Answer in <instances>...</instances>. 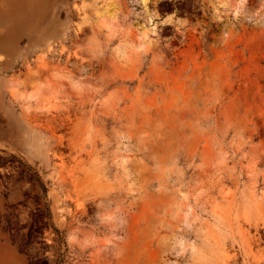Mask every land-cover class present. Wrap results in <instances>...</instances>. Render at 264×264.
<instances>
[{"label": "rangeland", "instance_id": "rangeland-1", "mask_svg": "<svg viewBox=\"0 0 264 264\" xmlns=\"http://www.w3.org/2000/svg\"><path fill=\"white\" fill-rule=\"evenodd\" d=\"M248 3L0 0L4 264H264V219L249 217L264 199V0ZM95 4L108 22L80 20ZM94 160L110 185L80 198ZM222 198L232 235L212 252Z\"/></svg>", "mask_w": 264, "mask_h": 264}, {"label": "bare ground", "instance_id": "bare-ground-1", "mask_svg": "<svg viewBox=\"0 0 264 264\" xmlns=\"http://www.w3.org/2000/svg\"><path fill=\"white\" fill-rule=\"evenodd\" d=\"M144 5L148 8L150 7V0H142ZM211 2V4L213 5L214 9L220 14V15H227L229 16L230 14H234V12H238V10H244L246 9L248 3V0H209ZM94 2V1H93ZM96 2V1H95ZM84 6V5H83ZM115 6V5H113ZM112 6V7H113ZM145 7V8H146ZM82 8V7H81ZM116 8V7H115ZM114 9V8H113ZM110 10V9H109ZM151 10V9H150ZM112 14V13H110ZM80 20L82 22H85L90 16L96 17L98 16L101 22H106L110 17V15H108V13H106L105 11H103L102 6H97V4H95L93 11L90 12V10H87L85 7L82 8L81 11V15H80ZM110 21V20H109ZM108 22V21H107ZM225 30V29H224ZM227 30V29H226ZM230 30H228L225 34L228 35V32ZM91 33V32H90ZM89 34V33H88ZM94 34H90V36L88 37V41L89 43L92 44H96V42L94 41ZM123 42L121 44V46L118 48H122L125 49L124 52L125 54H127V57L130 60L135 58V55L130 52L129 47L134 44L132 39L128 38H124L122 39ZM121 43V42H120ZM142 44V43H141ZM136 46V45H135ZM144 46V45H141ZM146 46V45H145ZM133 47V46H131ZM140 47V46H139ZM133 49V48H132ZM118 50V49H117ZM136 50V49H135ZM119 51V50H118ZM122 51V50H121ZM122 53V52H121ZM119 54V53H118ZM123 54V53H122ZM124 54V56H125ZM121 55V54H120ZM123 57V56H122ZM124 58V57H123ZM125 59V58H124ZM50 73V72H49ZM62 74V73H61ZM60 73L54 71L52 73L51 76L54 77V79L59 76ZM47 76V75H46ZM46 76L40 75L39 77L41 78V80H45ZM81 83V82H80ZM82 85V83H81ZM81 87V86H79ZM140 104V103H139ZM145 107V106H144ZM136 112V111H135ZM148 112V111H147ZM146 112V113H147ZM167 112V111H166ZM164 114V113H163ZM119 132V131H118ZM129 134H132V132H128ZM118 135V134H117ZM125 135V134H124ZM131 136V135H130ZM129 136V137H130ZM117 137V136H116ZM132 138V137H131ZM136 139V137H135ZM118 143V141H117ZM133 144V143H132ZM139 147L141 148L142 144L141 142H138ZM131 146V145H130ZM135 147V146H134ZM131 149V148H130ZM133 149V147H132ZM116 151V150H115ZM119 151V150H118ZM98 152V155H100ZM124 153V152H123ZM117 155H121L119 152H116ZM228 153H227V149L224 145V140H221V151L219 153V158H222L223 160L226 159ZM115 156V155H112ZM96 158V157H95ZM98 158V157H97ZM122 158V156H121ZM125 158V157H124ZM126 159V158H125ZM121 160V159H120ZM123 160V159H122ZM128 160V159H127ZM101 161V160H100ZM125 163V162H124ZM224 163V162H223ZM159 164L163 167V162H159ZM103 165V164H102ZM99 164L98 160H94L89 166L88 168L92 171L90 174L86 173L87 175H80V177L78 178V185L80 186V198H84L86 195V191L88 188H92L95 186H99V188L101 187L100 185H106L108 184V180H106V178H104L105 176L102 174L104 171V167ZM130 165V164H129ZM127 166V165H126ZM134 166V165H133ZM142 168V166H140ZM140 167L138 168H134L135 170H138ZM129 170V169H128ZM130 171V170H129ZM128 171V172H129ZM127 172V173H128ZM133 173V172H132ZM137 174V173H136ZM133 175V174H131ZM135 176V175H134ZM133 176V177H134ZM138 176V175H137ZM132 177V178H133ZM144 177V175H143ZM138 178V177H137ZM135 179V178H134ZM130 180V179H129ZM137 180V179H136ZM139 180V179H138ZM118 181V180H117ZM131 181V180H130ZM134 181V180H133ZM136 182V181H135ZM130 184V183H129ZM110 185V184H108ZM107 186V185H106ZM135 186V185H133ZM109 188L112 186H108ZM106 187V188H108ZM96 188V187H95ZM99 188L97 187L96 189L99 190ZM105 188V187H103ZM96 190V191H97ZM202 192V191H201ZM229 192V191H228ZM229 195V194H228ZM227 195V196H228ZM231 197V196H230ZM165 200V198H164ZM179 203H181V205H187L190 201L189 198L187 196H184L183 198L178 199ZM183 208V207H182ZM234 208L235 205L233 203V201L228 198H222L219 201H216L215 205H214V213L216 215L217 218H215V221L213 222L212 226H207V230L206 232V237L207 238H211L212 241H214V243L212 242H206L204 243L206 246H208V248L210 249V251L212 252H221L223 250V241L225 239H227V237H229V235H232V229H231V223H230V217L232 215V213L234 212ZM238 208H236V211L238 212ZM249 217L253 218L254 220H260V219H264V199L260 200L259 202H257V205L255 207V210L249 214ZM259 222V221H258ZM261 222V221H260ZM242 223V222H241ZM259 227V226H258ZM204 232V231H203ZM4 247V246H3ZM120 247V246H119ZM0 249H1V245H0ZM120 249V248H119ZM212 254V253H211ZM222 259V258H221ZM225 259L223 258L221 262H224ZM0 264H4L3 260L0 259ZM76 264V263H74Z\"/></svg>", "mask_w": 264, "mask_h": 264}]
</instances>
